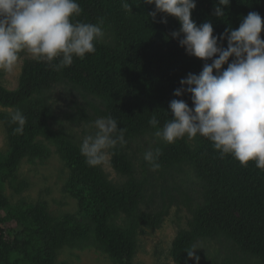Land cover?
Here are the masks:
<instances>
[{"label": "trees", "instance_id": "16d2710c", "mask_svg": "<svg viewBox=\"0 0 264 264\" xmlns=\"http://www.w3.org/2000/svg\"><path fill=\"white\" fill-rule=\"evenodd\" d=\"M77 2L83 11L73 22L102 21L103 31H111L110 40L103 38L94 53L83 59L74 57L70 67L59 71L55 68L58 61L25 60L14 90L0 82V105L11 109L0 112L8 140L7 151L0 153V211L6 213V217L0 216V223L15 220L19 226L12 240H5L0 231V264H55L58 249L91 245L115 264H134L139 235L145 228H160L176 202L171 192L174 187L181 190L175 178L184 166L198 181L197 188L191 189L192 196L182 190L191 217L170 248L174 263L192 264L186 248L200 240L219 239L230 243L227 248L235 257L213 258L203 264H248L244 256L256 257L264 264V170L255 162L242 166L231 155L222 158L207 138L184 136L174 143L160 142L159 177L145 166L139 176L126 143L109 149L111 167L126 178L116 183L101 165L86 164L80 144L52 127L54 111L48 92L57 84H66L82 98L76 101V110L66 116L73 124H90L110 115L125 130V140L155 132L172 117L169 103L173 99H183L193 107L189 93L176 97L174 92L181 88V79L189 73L198 75L205 63L188 55L178 39L171 37V32L181 27L177 18L157 13L153 21L148 16L155 11L154 4L144 0ZM124 2L130 4L131 11L122 6ZM196 5L191 19L198 26L211 22L217 37L226 29H238L251 11L258 12L264 22V0H230L223 6V17L214 13L218 0H196ZM163 17L167 23L159 22ZM260 35L264 40V28ZM222 45L227 47L226 39ZM16 109L27 118L22 134L14 131L17 125L10 118ZM153 115L159 120L157 128L148 123ZM51 146L70 171L65 189L80 203L79 214L64 220L41 205L11 206L4 192L24 159L44 160L51 155ZM24 186L20 183L15 190ZM158 188L161 203L153 207ZM143 204L152 207L143 210Z\"/></svg>", "mask_w": 264, "mask_h": 264}, {"label": "clouds", "instance_id": "9594fccd", "mask_svg": "<svg viewBox=\"0 0 264 264\" xmlns=\"http://www.w3.org/2000/svg\"><path fill=\"white\" fill-rule=\"evenodd\" d=\"M155 5L148 14L153 21L157 13H166L178 19L181 27L171 32L190 56L205 61L202 71L189 73L181 79L176 97L185 92L191 95L193 107L183 99L169 103L172 117L162 128L153 115L148 123L157 128L154 135L166 143H174L187 136L197 135L212 142L221 157L231 155L242 166L250 161L264 170V40L258 12L251 11L242 18L238 29H226L219 37L213 34L211 22L199 26L191 19L196 0H144ZM230 0H218L214 13L224 16L223 6ZM131 11L130 4L122 5ZM77 0H0V70L11 72L20 53L27 51L40 61L55 64L56 70L70 67L74 57L83 59L96 51V43L104 38L102 21L99 23L73 22L82 13ZM161 23H167L166 17ZM227 40V47L222 42ZM219 41V43H218ZM232 57L231 63L229 58ZM211 61L208 63L207 61ZM227 64V68L223 66ZM215 70V74H214ZM184 86H187L186 88ZM14 131L22 134L27 118L20 109L10 113ZM96 131L86 135L80 144V153L90 167L104 163L109 149L126 145L125 130L118 127L110 115L97 118ZM162 155L160 148L144 153V160L158 170ZM198 248H186L188 259L199 264Z\"/></svg>", "mask_w": 264, "mask_h": 264}, {"label": "rangeland", "instance_id": "374dc122", "mask_svg": "<svg viewBox=\"0 0 264 264\" xmlns=\"http://www.w3.org/2000/svg\"><path fill=\"white\" fill-rule=\"evenodd\" d=\"M104 40L109 41L111 31L104 32ZM27 59H35L26 50L23 52L18 63L11 72L0 70V82L10 90L17 88L19 84L20 74L24 61ZM50 103L53 105L54 120L52 127L66 132L76 143L81 144L86 135L94 134L96 131L94 122L90 124H73L66 116L73 113L77 108V102L82 98L76 92L71 90L66 84H57L48 92ZM10 108L0 105V112H10ZM127 151L133 157L137 173L142 176L143 166L154 172V177H159L158 170H153L151 165L144 160V153L148 150L159 148L164 143L160 138L154 135V132L148 133L141 137L128 138ZM161 142V143H160ZM8 149V140L5 127L0 121V153L6 152ZM51 155L44 159H36L33 162L24 159L19 167H17L16 178L7 183L5 196L9 201V205L17 206H35L41 205L54 217L64 220L68 216H76L80 212V203L78 198L72 196L66 189L65 185L68 181L70 171L65 163L56 153L55 148L51 146ZM111 154H108L104 163L101 164L102 170L108 178L116 183L126 180L124 176L117 173L111 167ZM153 177V178H154ZM175 181L180 185L181 190L173 188L171 185L172 195L175 203L171 206L168 216L160 228H145L138 237V248L134 258V264H175L171 257L172 243L181 228H187V221L191 217L188 209L184 204V196L182 190L188 192L192 196V187L197 188L196 176L193 171L184 166L182 172L176 175ZM24 183L25 186L17 192L15 187ZM155 203L156 207L161 203L160 188L156 190ZM150 205V207H152ZM149 207V208H150ZM147 205L143 204L142 209L148 210ZM1 217H6L5 211H0ZM19 228L15 220H3L0 223V231L4 232L5 240H12L16 229ZM229 242H221L219 239L200 240L196 243V255L200 257L199 264L210 261L213 258L224 260L227 257H235L228 249ZM55 264H115L106 253L99 250L95 246L72 247L65 246L58 249ZM248 259V264H262L260 260L252 256H244ZM195 264L194 260H191ZM243 264H246L244 262Z\"/></svg>", "mask_w": 264, "mask_h": 264}]
</instances>
